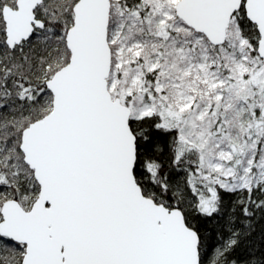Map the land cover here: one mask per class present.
<instances>
[{
    "label": "snow or ice",
    "instance_id": "1",
    "mask_svg": "<svg viewBox=\"0 0 264 264\" xmlns=\"http://www.w3.org/2000/svg\"><path fill=\"white\" fill-rule=\"evenodd\" d=\"M0 264H264V0H0Z\"/></svg>",
    "mask_w": 264,
    "mask_h": 264
}]
</instances>
